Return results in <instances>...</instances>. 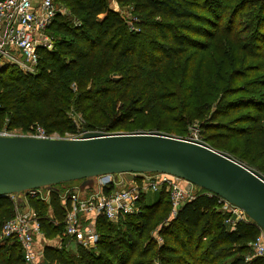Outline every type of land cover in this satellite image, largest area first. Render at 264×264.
<instances>
[{"label":"trees","instance_id":"1","mask_svg":"<svg viewBox=\"0 0 264 264\" xmlns=\"http://www.w3.org/2000/svg\"><path fill=\"white\" fill-rule=\"evenodd\" d=\"M112 1L129 8L131 26L106 0H54L69 16L58 13L46 29L60 37L49 34L53 48L37 50L35 73L0 64V124L21 128L18 135L32 125L48 136L74 135L71 109L88 130L106 134L184 137L198 124L210 148L264 176V0ZM195 189L173 219L164 188L142 195L137 215L116 223L97 218L93 248L74 244L70 251L64 237L60 249L45 247L43 262L264 264L244 257L259 228L250 220L226 223L234 220L218 198ZM28 206L44 237L64 233L55 193L47 204L30 198ZM14 208L0 197V231ZM0 264H24L16 240H0Z\"/></svg>","mask_w":264,"mask_h":264},{"label":"water","instance_id":"2","mask_svg":"<svg viewBox=\"0 0 264 264\" xmlns=\"http://www.w3.org/2000/svg\"><path fill=\"white\" fill-rule=\"evenodd\" d=\"M168 174L239 208L264 233V176L208 145L160 132L76 139L0 136V197L106 174Z\"/></svg>","mask_w":264,"mask_h":264},{"label":"built area","instance_id":"3","mask_svg":"<svg viewBox=\"0 0 264 264\" xmlns=\"http://www.w3.org/2000/svg\"><path fill=\"white\" fill-rule=\"evenodd\" d=\"M61 9L54 0H0V61L19 68L24 73L34 74L37 65V50L52 47L46 29L52 24ZM0 136H26L32 138H57L48 136L37 126L25 135H16L5 129ZM76 139V138H68ZM164 188L169 196L168 218L173 219L180 207L196 196L195 186L168 174L125 173L106 174L92 178V187L81 192L79 185L58 191L40 188L20 194L8 195L14 203V216L6 221L0 231V239L16 240L22 251L24 264H42L43 255L36 250L37 239H43L35 213L28 206V199L48 201L55 193L61 201L64 215V237L69 244L93 248L98 241L96 221L98 217L116 223L119 219L140 212L139 198L156 193ZM44 189L46 196H41ZM211 196L210 193H206ZM218 198L221 210L229 213L234 222L248 221L237 207ZM160 241V240H159ZM59 247L61 241L58 242ZM255 257L264 260V233L259 229L255 240L250 243Z\"/></svg>","mask_w":264,"mask_h":264},{"label":"rangeland","instance_id":"4","mask_svg":"<svg viewBox=\"0 0 264 264\" xmlns=\"http://www.w3.org/2000/svg\"><path fill=\"white\" fill-rule=\"evenodd\" d=\"M107 3H108V7L109 9L112 11V12H115V13H118L119 15H121L126 21L127 23L130 25V21L132 19V15L130 13V10L129 8H121L120 6H118L117 4L115 5V3L112 1V0H106ZM59 7V9H61V15L62 16H69V13L68 11L66 10V8H64L62 5H57ZM131 26V25H130ZM50 35H52L54 37V39H56V37H60L59 34H55L53 31H50L49 33ZM49 36L50 40H51V44H52V47L53 48V42H54V39H52V36ZM2 63V61H0V64ZM69 117L71 118V120L75 123L76 125V133L74 135H68V134H65L63 137H60L58 136L57 134H52L51 136L53 137H57V138H79L81 137L84 132L82 131V129L86 130L87 133H102V134H106L104 133L103 131H91V130H88L86 127H85V122L83 120V118L81 117V115L79 113H76L75 110L71 109L70 112L68 113ZM34 126L32 125L30 128H33ZM3 129H7V126H6V121L1 123L0 124V130H3ZM8 131V130H6ZM10 132V131H8ZM24 131L15 126L14 129H12L11 133L13 134H21L23 133ZM135 132H146V130H140V129H136V130H133V131H129V130H121V131H116L115 133H135ZM151 132H160V131H151ZM162 133V132H160ZM165 134V133H163ZM168 135V134H166ZM168 136H171V137H174V138H180V139H187V140H194V141H198V142H201V143H204L202 141V138H201V135H200V130H199V127H198V124H192L188 127V131L187 133L184 135V137H176V136H173V135H168ZM206 144V143H204ZM208 145V144H206ZM209 146V145H208ZM214 150V149H213ZM216 151V150H215ZM220 152V151H218ZM223 153V152H222ZM224 154H227V153H224ZM228 155V154H227ZM230 156V155H229ZM231 157V156H230ZM92 182V179H90V183ZM77 185H81V182H78V183H72L70 185H67V184H62L60 185L58 188V191H62L63 189H67L69 187H73V186H77ZM41 196L42 197H45L46 196V193L44 191V189L41 191ZM34 199V198H33ZM40 203H48V201H43V200H38ZM28 204V203H27ZM156 229V228H155ZM55 235V234H54ZM62 239H64V233L59 236H54L53 238H46L44 237L43 239H37V245H36V250L43 255L44 253V249L46 246H49V247H56L57 249H60L59 247V241H62ZM1 240V239H0ZM70 251H75V245H70V247H68V249H70ZM245 259L246 260H251V259H254V254H253V251L250 249V253L249 254H245ZM42 264H46L44 262H42Z\"/></svg>","mask_w":264,"mask_h":264},{"label":"crops","instance_id":"5","mask_svg":"<svg viewBox=\"0 0 264 264\" xmlns=\"http://www.w3.org/2000/svg\"><path fill=\"white\" fill-rule=\"evenodd\" d=\"M115 5H116V3H115Z\"/></svg>","mask_w":264,"mask_h":264}]
</instances>
